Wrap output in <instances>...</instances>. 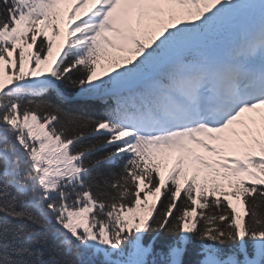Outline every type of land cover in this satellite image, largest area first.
I'll use <instances>...</instances> for the list:
<instances>
[{
  "label": "snow or ice",
  "instance_id": "6c2138e0",
  "mask_svg": "<svg viewBox=\"0 0 264 264\" xmlns=\"http://www.w3.org/2000/svg\"><path fill=\"white\" fill-rule=\"evenodd\" d=\"M0 264H264V0H0Z\"/></svg>",
  "mask_w": 264,
  "mask_h": 264
},
{
  "label": "rangeland",
  "instance_id": "374dc122",
  "mask_svg": "<svg viewBox=\"0 0 264 264\" xmlns=\"http://www.w3.org/2000/svg\"><path fill=\"white\" fill-rule=\"evenodd\" d=\"M59 41H58V39H57V41L55 42V43H58Z\"/></svg>",
  "mask_w": 264,
  "mask_h": 264
},
{
  "label": "trees",
  "instance_id": "16d2710c",
  "mask_svg": "<svg viewBox=\"0 0 264 264\" xmlns=\"http://www.w3.org/2000/svg\"><path fill=\"white\" fill-rule=\"evenodd\" d=\"M54 48H55V45H54Z\"/></svg>",
  "mask_w": 264,
  "mask_h": 264
}]
</instances>
